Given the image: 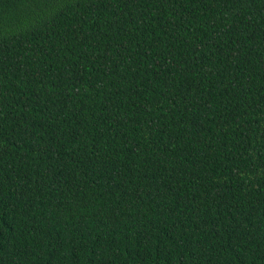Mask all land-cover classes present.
Listing matches in <instances>:
<instances>
[{"label":"trees","instance_id":"1","mask_svg":"<svg viewBox=\"0 0 264 264\" xmlns=\"http://www.w3.org/2000/svg\"><path fill=\"white\" fill-rule=\"evenodd\" d=\"M0 264H264V0H0Z\"/></svg>","mask_w":264,"mask_h":264}]
</instances>
